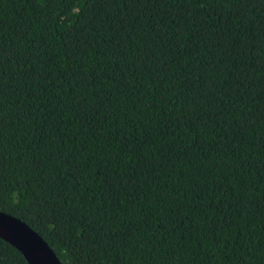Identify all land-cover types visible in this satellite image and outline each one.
<instances>
[{
  "label": "trees",
  "instance_id": "trees-1",
  "mask_svg": "<svg viewBox=\"0 0 264 264\" xmlns=\"http://www.w3.org/2000/svg\"><path fill=\"white\" fill-rule=\"evenodd\" d=\"M0 212L62 264H264V0H0Z\"/></svg>",
  "mask_w": 264,
  "mask_h": 264
},
{
  "label": "water",
  "instance_id": "water-1",
  "mask_svg": "<svg viewBox=\"0 0 264 264\" xmlns=\"http://www.w3.org/2000/svg\"><path fill=\"white\" fill-rule=\"evenodd\" d=\"M0 239L17 249L28 264H62L38 233L20 219L2 212Z\"/></svg>",
  "mask_w": 264,
  "mask_h": 264
}]
</instances>
